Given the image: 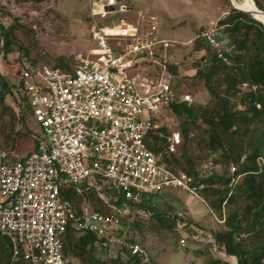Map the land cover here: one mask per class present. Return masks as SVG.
<instances>
[{
    "label": "built area",
    "instance_id": "built-area-1",
    "mask_svg": "<svg viewBox=\"0 0 264 264\" xmlns=\"http://www.w3.org/2000/svg\"><path fill=\"white\" fill-rule=\"evenodd\" d=\"M117 4L118 0H89L94 44L78 52L69 69L46 64L19 69L44 137L33 135L37 148L21 160L6 162L0 150V234L8 238L13 257L21 255L30 264H79L63 251L68 229L104 237L101 243L108 254L118 245L139 264H154L145 246L114 233L123 224L121 214H129L131 208L126 201L117 205V193L133 201L165 188L195 194L191 177L160 161L144 141L160 126L158 119L169 105L193 102L188 92L174 88V75L159 53L173 41L159 35L153 20L99 25L95 17L116 13ZM215 30L201 31L183 43L204 40L217 58L227 61L233 45L218 38ZM168 140L169 151L175 152L178 131ZM228 166L231 172L237 169L233 162ZM63 187L97 191L112 212L77 210ZM103 190L112 191L111 201ZM186 225L178 220L176 229L188 235ZM189 226L197 232L190 235L195 239L204 233ZM179 245L185 246V238Z\"/></svg>",
    "mask_w": 264,
    "mask_h": 264
},
{
    "label": "trees",
    "instance_id": "trees-1",
    "mask_svg": "<svg viewBox=\"0 0 264 264\" xmlns=\"http://www.w3.org/2000/svg\"><path fill=\"white\" fill-rule=\"evenodd\" d=\"M225 2L228 3V0ZM251 2L252 9L256 11L251 8L245 10L251 11L255 18L248 12L229 6L227 13L216 22L217 32L215 30L214 34L223 42L233 45L227 61L217 58L204 40L194 39L191 44L193 51L204 50L194 62V76L203 80L211 97L206 105L188 106L181 102L165 109L178 119L177 131L182 140L177 148L181 150L169 151L168 138L172 133L162 124L150 130L144 138L147 147L159 155L160 161L191 177L190 185L195 194L207 204L214 216L219 217L220 226L211 233L218 250L227 260L212 250L211 242L202 241L205 232L197 239L190 236L197 232L189 226L187 218L166 216L149 201V196L141 195L139 200L133 201L117 193V205L121 206L122 201H126L131 208L129 214H121L124 222L115 228L114 233L128 242L136 241L128 232L141 228L142 220L148 219L162 228L181 233L178 244L180 238L198 244L194 249L198 260H191L190 264H264V21L259 18L264 13L258 11H264V0ZM18 28L19 25L14 22L1 27L0 51L3 54L23 50L17 39ZM23 54L27 55L26 51ZM28 64L36 63L30 60ZM28 64L25 62L23 66ZM166 65L173 75L178 74L176 64ZM203 65H206V70H203ZM53 66L69 69L68 62L62 58ZM242 83L247 85L243 87ZM7 96L12 98L14 105L6 103ZM23 105L32 116L19 72L18 80L13 84L0 73V150L5 152L6 162L24 158L16 159L12 152H17L25 136H30L33 149L38 145V140L33 136L35 134L27 129ZM193 129L196 130L193 138L196 147L204 151L206 157L214 155L212 162L220 166V171L200 174L195 162L186 154V140ZM230 162L237 165L235 172L229 170ZM69 188L63 187L65 197ZM77 193L78 197L71 199L77 210L86 207L92 211L112 212L97 191L83 189ZM103 193L111 201L112 191L103 190ZM178 220L186 222L188 235L176 229ZM103 239L94 233L68 229L63 251L79 264L138 263L122 246L115 245L112 253L108 254L101 243ZM0 264L30 263L21 255L14 258L8 238L0 234Z\"/></svg>",
    "mask_w": 264,
    "mask_h": 264
},
{
    "label": "rangeland",
    "instance_id": "rangeland-1",
    "mask_svg": "<svg viewBox=\"0 0 264 264\" xmlns=\"http://www.w3.org/2000/svg\"><path fill=\"white\" fill-rule=\"evenodd\" d=\"M132 9L124 13L108 14L106 17H95L99 25H112L123 18L125 21L144 23L155 21L159 35L172 44L161 48L159 53L167 63L177 66L178 74L174 75V88L177 92L186 91L192 98V104L206 105L210 100V92L201 78L194 76L195 61L204 50L193 51L192 42H187L197 33L216 28L217 20L224 16L229 6L225 0H123ZM234 5L252 9L251 0H231ZM256 11V9H252ZM90 14L88 0H0V40L1 27L10 23L19 25L17 39L24 51L13 50L8 54L0 51V73L9 83H16L19 69L25 62L35 60L36 64L53 66L60 58L68 64L73 62L74 56L87 50L94 42L90 36ZM264 21V15H259ZM217 32V30H216ZM177 42V43H176ZM2 42H0V47ZM20 92L18 93V95ZM6 103L14 105L10 96ZM25 111V105L22 106ZM27 129L31 134L44 137L39 124L25 111ZM169 132L177 131L178 119L170 110H164L158 119ZM196 130L189 132L186 140L185 152L195 162L200 174L220 171V166L212 162V157H206L205 152L198 149L194 142ZM182 140V138L180 137ZM33 149L30 136L21 140L17 152H12L14 158L25 156ZM180 147L177 148L179 152ZM71 200L78 197L75 189L66 190ZM149 201L166 216L181 215L192 222L194 226L205 230L201 237L203 242H211L212 250L223 256L212 243V231L220 226V222L211 212L207 204L196 194L181 188H165L159 194L149 195ZM88 203V201H87ZM219 219V217L217 216ZM220 220V219H219ZM143 226L131 229L128 233L147 249L155 264H190L196 261L194 249L198 244L185 239V246L178 244L181 233L170 228H162L157 223L143 219ZM124 222V221H123ZM117 226L116 228H118ZM212 230V231H211ZM127 233V234H128ZM198 260V259H197Z\"/></svg>",
    "mask_w": 264,
    "mask_h": 264
},
{
    "label": "crops",
    "instance_id": "crops-1",
    "mask_svg": "<svg viewBox=\"0 0 264 264\" xmlns=\"http://www.w3.org/2000/svg\"><path fill=\"white\" fill-rule=\"evenodd\" d=\"M88 4H89V0H88ZM126 7V8H128L126 11H122V10H120V8L121 7ZM117 8H118V10L119 11H117L116 13H124V12H128L129 10H131L132 9V5H127L125 2H123V0H118V4H117ZM120 19H123V18H120ZM130 21V20H129ZM130 22H132V21H130ZM215 219L217 220V221H219L218 219H217V217H215ZM190 224L191 225H193V223L192 222H190ZM194 226V225H193ZM195 228H197L198 229V227H196V226H194ZM201 231H203V232H206L205 230H203V229H200ZM152 261V260H151ZM153 262V261H152Z\"/></svg>",
    "mask_w": 264,
    "mask_h": 264
},
{
    "label": "water",
    "instance_id": "water-1",
    "mask_svg": "<svg viewBox=\"0 0 264 264\" xmlns=\"http://www.w3.org/2000/svg\"><path fill=\"white\" fill-rule=\"evenodd\" d=\"M229 2H230V4H231V7L236 8V9L241 10V11H244V12H248V13H250V14L253 16V14H252L251 11L236 7L233 3H231V0H229ZM253 4H254V2H253ZM254 5H255V4H254ZM257 9H258V8H257ZM258 11L264 13V11H262V10H260V9H258ZM253 17H254V16H253ZM254 18H255V17H254ZM257 20H258V19H257ZM259 21H260V20H259ZM203 70H206V65H203ZM212 243H213V245H214L216 248L218 247L217 244H216V242H215V240L213 239V237H212ZM217 250H218V249H217ZM220 258L227 260V259L224 258L223 256H220Z\"/></svg>",
    "mask_w": 264,
    "mask_h": 264
}]
</instances>
